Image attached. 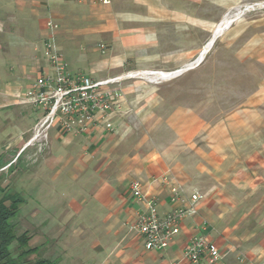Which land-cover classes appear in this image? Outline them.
Instances as JSON below:
<instances>
[{"label": "crops", "instance_id": "obj_1", "mask_svg": "<svg viewBox=\"0 0 264 264\" xmlns=\"http://www.w3.org/2000/svg\"><path fill=\"white\" fill-rule=\"evenodd\" d=\"M109 1L1 0L0 111L30 109L16 104L17 95L48 71L49 20L59 26L56 45L69 73L93 80L153 70L171 60L162 55L163 39L187 42L191 36L193 0H185V28L164 31L163 21L175 12L163 9L161 0ZM228 47L243 75L218 83L203 79L200 108L172 106L158 94L149 98L153 104L137 127L121 129L124 121L114 117L82 134L50 132L35 173L60 167L61 185L70 188L62 191L61 264H191L184 250L195 236L221 253L215 264H264V34ZM192 55L186 47L180 60ZM39 116L29 128L16 127L21 135L14 142L1 143V167L12 163L13 150L30 137ZM133 181L156 199L161 218L183 204L171 202L173 190L186 201L193 192L206 195L163 251L146 250L133 230L145 210L132 194ZM201 264H210L208 258Z\"/></svg>", "mask_w": 264, "mask_h": 264}, {"label": "rangeland", "instance_id": "obj_2", "mask_svg": "<svg viewBox=\"0 0 264 264\" xmlns=\"http://www.w3.org/2000/svg\"><path fill=\"white\" fill-rule=\"evenodd\" d=\"M161 1L163 9L169 7L176 16L171 15L168 19L169 23L163 21V31L185 28L187 10L185 0ZM192 12L193 27L188 41L181 37L163 39L162 55L171 60L168 62L163 60L161 64L155 65V69L148 71L170 73L194 64L224 18L233 17L235 21L229 30L218 37L215 49L209 58L207 57L196 68L183 73L171 85L166 83L165 87L160 88L161 83L169 82V79H164L163 75L155 78L141 76L123 81L121 88L125 99L115 117L124 121L119 124L121 129L137 127L140 114L151 107L153 102L149 101V98L155 95L159 94L172 106L187 104L200 108L204 99L203 79L218 83L243 75V65L235 57L232 47L228 46H239L242 43H248L253 35L264 34V0H193ZM186 47L188 49L192 47L193 55L187 60H180V55ZM140 96L144 98L146 96V98L140 99ZM39 113L23 107L1 110L0 146L1 143L14 142L21 135L16 127L25 129L31 127ZM27 138L28 136L13 150V160ZM34 152V149L30 150L29 154L33 155ZM35 163L27 161L25 153L9 167L0 166V176L3 175L0 178V198L10 195L23 200L11 223L16 235L21 236L27 233L31 237L29 248L37 249L35 254L27 258L26 263L33 264L45 259L52 264H61V206L66 201L63 193L66 194L70 188L67 185H61V174L60 176L57 174L60 167H55L53 170L45 167L39 175H36L35 169L38 165ZM9 249L16 258L19 254L17 243H13Z\"/></svg>", "mask_w": 264, "mask_h": 264}, {"label": "built area", "instance_id": "obj_3", "mask_svg": "<svg viewBox=\"0 0 264 264\" xmlns=\"http://www.w3.org/2000/svg\"><path fill=\"white\" fill-rule=\"evenodd\" d=\"M100 2L110 4L109 0H100ZM47 28L50 30V37L44 42V52L48 71L37 75L26 91L17 95L16 101L19 106L40 112V116L32 128L30 137L11 164L16 163L25 153L27 161L37 162L40 155L49 149L50 132L55 128L72 134L103 128L116 117L122 107L125 99L121 88L123 81L141 76L155 78L164 74H172L168 78L172 79L176 77V73L184 70L170 73L129 72L104 80H93L83 74H71L56 45L55 32L59 26L49 20ZM31 149L35 150L33 155L29 154ZM166 181L167 178H164V182ZM130 188L134 198L144 203L145 210L139 214L133 230L144 239L145 249L148 251L165 250L179 234L180 223L185 218L196 215L199 202L206 198L205 194L193 192L186 201L177 194L176 190H173L171 202L181 201L183 204L161 218L156 199L146 197L144 186L140 181H133ZM204 257L208 258L210 264H215L222 258L221 253L212 247L204 236H195L186 246L184 258L191 264H201Z\"/></svg>", "mask_w": 264, "mask_h": 264}, {"label": "trees", "instance_id": "obj_4", "mask_svg": "<svg viewBox=\"0 0 264 264\" xmlns=\"http://www.w3.org/2000/svg\"><path fill=\"white\" fill-rule=\"evenodd\" d=\"M22 199L14 196H3L0 198V264H27L26 260L30 255L36 253V248H29L31 237L27 233L17 236L11 221L18 213ZM17 243L19 254L13 257L10 246ZM33 264H52L48 260H38Z\"/></svg>", "mask_w": 264, "mask_h": 264}, {"label": "bare ground", "instance_id": "obj_5", "mask_svg": "<svg viewBox=\"0 0 264 264\" xmlns=\"http://www.w3.org/2000/svg\"><path fill=\"white\" fill-rule=\"evenodd\" d=\"M234 18L232 17H225L224 20L216 27L212 38L210 39V41H208L207 45L202 49V51L199 54V57L197 59V61L194 64H191L189 66H187V69H184L182 72L176 73V76L182 75L183 73H186L187 71H190L194 68H196L197 66H199L201 63L204 62V60L206 59L208 53L212 50V48L214 47L218 37H220L224 32H226L227 30L230 29V27L232 26V24L234 23ZM188 65V64H187ZM173 75V76H175ZM164 79H167L172 76L169 74H164L163 75ZM162 78V79H163Z\"/></svg>", "mask_w": 264, "mask_h": 264}]
</instances>
